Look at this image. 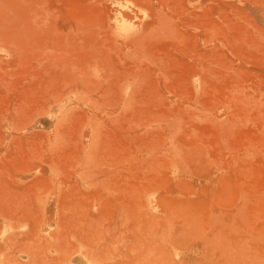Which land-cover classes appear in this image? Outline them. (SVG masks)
<instances>
[{
    "label": "rangeland",
    "instance_id": "1",
    "mask_svg": "<svg viewBox=\"0 0 264 264\" xmlns=\"http://www.w3.org/2000/svg\"><path fill=\"white\" fill-rule=\"evenodd\" d=\"M0 264H264V0H0Z\"/></svg>",
    "mask_w": 264,
    "mask_h": 264
},
{
    "label": "bare ground",
    "instance_id": "2",
    "mask_svg": "<svg viewBox=\"0 0 264 264\" xmlns=\"http://www.w3.org/2000/svg\"><path fill=\"white\" fill-rule=\"evenodd\" d=\"M201 211H202V210H201ZM199 212H200V210H199ZM199 214H201V213H199ZM201 216H202V215H201ZM201 216H200V217H201Z\"/></svg>",
    "mask_w": 264,
    "mask_h": 264
}]
</instances>
